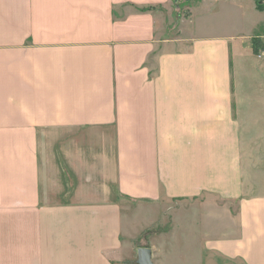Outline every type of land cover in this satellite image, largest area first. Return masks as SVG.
<instances>
[{"label":"crops","instance_id":"crops-1","mask_svg":"<svg viewBox=\"0 0 264 264\" xmlns=\"http://www.w3.org/2000/svg\"><path fill=\"white\" fill-rule=\"evenodd\" d=\"M174 3L0 0V264H264L257 35Z\"/></svg>","mask_w":264,"mask_h":264},{"label":"rangeland","instance_id":"rangeland-1","mask_svg":"<svg viewBox=\"0 0 264 264\" xmlns=\"http://www.w3.org/2000/svg\"><path fill=\"white\" fill-rule=\"evenodd\" d=\"M203 1L204 0H175L174 15H172L173 17L170 15L171 17H169V22L167 24V35L172 36L180 34L179 29L183 28L182 20L186 21L187 24L192 14V11L189 7L197 5V11H195L192 25L197 33H205L207 32V29L210 30L215 27L214 30L224 32L235 31L237 35H240V37L244 39V41H246V37L250 33L253 35H257L253 38L259 37L262 42L264 41V0H208L207 2L202 4L201 2ZM209 1L211 2L209 3ZM251 2H253V5L255 3L257 9L251 8ZM259 6L263 8L262 11L261 9H259ZM253 38L251 41L252 44ZM253 53L257 57H259V53L256 54L254 51ZM130 206H132V204ZM168 222V219L164 220V223L168 225V228L166 230L172 231V224L171 222L167 224ZM160 227L161 220L151 225L147 232H145L146 234H144L143 236V238L147 236L151 237L152 239H150V244L152 245L156 243V246H159V249L160 245L154 240L153 236L161 234Z\"/></svg>","mask_w":264,"mask_h":264},{"label":"water","instance_id":"water-1","mask_svg":"<svg viewBox=\"0 0 264 264\" xmlns=\"http://www.w3.org/2000/svg\"><path fill=\"white\" fill-rule=\"evenodd\" d=\"M138 255L139 264H155V262L153 261V252L150 247H141L138 250Z\"/></svg>","mask_w":264,"mask_h":264},{"label":"trees","instance_id":"trees-1","mask_svg":"<svg viewBox=\"0 0 264 264\" xmlns=\"http://www.w3.org/2000/svg\"><path fill=\"white\" fill-rule=\"evenodd\" d=\"M259 9H261V11L263 10V8L261 6H259ZM260 40L259 37H255L253 38V51L257 54L259 53L261 47L263 46V42ZM146 234V233H145Z\"/></svg>","mask_w":264,"mask_h":264},{"label":"built area","instance_id":"built-area-1","mask_svg":"<svg viewBox=\"0 0 264 264\" xmlns=\"http://www.w3.org/2000/svg\"><path fill=\"white\" fill-rule=\"evenodd\" d=\"M259 56L264 57V41H263V46L261 47V49L259 51Z\"/></svg>","mask_w":264,"mask_h":264}]
</instances>
